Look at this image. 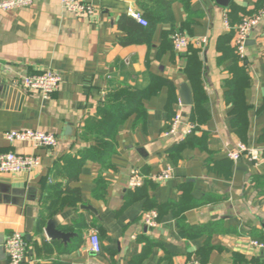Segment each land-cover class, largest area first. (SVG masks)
<instances>
[{"label":"crops","instance_id":"crops-1","mask_svg":"<svg viewBox=\"0 0 264 264\" xmlns=\"http://www.w3.org/2000/svg\"><path fill=\"white\" fill-rule=\"evenodd\" d=\"M86 1L96 9L91 17L68 13L59 0L0 11V155L41 159L30 174H0V264L8 262L7 237L20 232L26 238L28 207L36 209L37 221L44 217L43 229L35 226L26 240L28 264H264V247L254 245H264V17L249 34L246 59L237 64L228 57L236 28L230 7L238 22L263 10L264 0H232L227 8L217 0H168L169 7L154 0ZM130 12L151 24L146 43L122 44V18L149 28ZM178 31L200 50L206 98L204 121L184 145L194 95L184 73L188 52L177 54L172 47ZM239 68L247 75L244 137L229 101L232 71ZM47 70L62 80L49 99L19 84ZM154 82L156 93L142 101L144 115L135 113L119 127L110 164L82 163L92 142L81 141L80 133L107 94L123 86L145 91ZM185 85L191 106L182 104ZM8 88L18 94L8 95ZM179 113L183 119L172 133L169 120ZM24 130L51 133L59 144L37 148L5 138ZM239 144L257 156L230 159ZM168 168L172 178L165 182L139 191L129 187L132 170L156 175ZM151 211L158 213L155 228L143 222ZM53 218L57 231L71 234L68 241L44 233ZM94 230L102 246L98 255L90 251Z\"/></svg>","mask_w":264,"mask_h":264},{"label":"built area","instance_id":"built-area-1","mask_svg":"<svg viewBox=\"0 0 264 264\" xmlns=\"http://www.w3.org/2000/svg\"><path fill=\"white\" fill-rule=\"evenodd\" d=\"M36 0H0V11L9 12L17 9L29 8ZM63 8L70 14L78 17H91L96 13V9L92 3L86 0H59ZM130 15L141 25L147 26L148 23L142 18L141 14L130 12ZM264 17V9L258 14L242 18L240 24L236 27L234 46L242 61L246 59L247 42L249 34ZM226 30L230 29L228 18L225 19ZM174 50L177 54L187 53L191 39L184 32L178 31L172 35ZM205 41H195L196 45H201ZM61 76L54 70H47L40 74L27 75L21 81L20 85L27 91L39 93L43 99H49L56 93L61 85ZM183 116L179 113L175 116L170 132H175L181 123ZM188 135L195 128L192 124L187 126ZM5 138L10 142L32 143L37 148L55 149L59 144V139L51 133H44L37 130L10 131L5 134ZM243 154L249 156H257V152L249 149L244 144H239L237 150L229 153V158L238 161ZM41 164V159L37 156H23L14 153H6L0 155V174H30L36 171ZM172 178V169L156 174L146 176L139 170H132L129 180V187L133 190L143 186L145 180L153 183H162ZM143 222L147 227L155 228L158 225V213L156 211L146 212L143 214ZM255 246L264 247L259 243ZM5 251L8 256L7 264H28L27 261V241L25 235L20 232H14L9 235L4 244ZM90 251L93 254L102 252L99 233L94 230L90 237ZM194 264H198L195 262Z\"/></svg>","mask_w":264,"mask_h":264},{"label":"trees","instance_id":"trees-1","mask_svg":"<svg viewBox=\"0 0 264 264\" xmlns=\"http://www.w3.org/2000/svg\"><path fill=\"white\" fill-rule=\"evenodd\" d=\"M154 1L160 2L167 7H169L170 4L168 0ZM235 10V6L232 5L230 7V11L228 12L229 17L232 20L231 24L233 29L237 27L242 20L240 19V21L238 22L235 21V19L233 18V15H235L236 12ZM230 19L229 21H231ZM149 25L151 26V24L148 22V25L146 27H149ZM120 28L121 30H125L127 33V36H125V38L121 40L122 44L124 45L142 44L148 41L147 35L149 33L150 27L140 28L132 19L125 17L120 21ZM234 33L236 34V28L235 32L231 31V35ZM230 37L226 40L229 41ZM172 47L174 49L173 42ZM187 52L188 55L186 58L184 73L190 82L194 95V105L191 111V115H189L188 117V121L195 128L193 129L191 134H189V136L180 143L181 145L190 142L198 132L200 125L204 121L203 104L206 101L204 90L201 86V78L203 76V63L200 58V50H196L192 46H190ZM228 57H233L235 63L237 64L238 62L242 61L237 53L236 48L231 49V53H229ZM232 73L233 80H231L229 83V87L231 88L229 101L234 104L235 113L239 120V122H237L239 125L238 133L241 137H244L248 128V108L246 107L244 98L245 87L247 86V75L242 68L237 69V71H232ZM169 86L172 87L171 84H169ZM155 93V82L145 91H139L128 86H123L120 88H116L114 91L108 93L103 108L99 110L96 116L91 117L86 121L83 130L80 133L79 139L81 141L87 143L92 142V145L88 149L83 150L81 162L83 163L87 160H93L104 166L109 165L110 158L116 152V137L119 131V127L135 113L139 117H142L144 115L142 101L149 98ZM169 121L170 123H172L173 118H171ZM168 129H170V126L168 127ZM151 183L153 182L150 180H145L143 186L135 189V191L144 189L148 184ZM79 200L80 199L76 197L75 200L71 202L73 204H76ZM178 219L181 220L182 224V217L178 216ZM43 221L44 217H42V219L38 221L36 225L37 230L43 229Z\"/></svg>","mask_w":264,"mask_h":264},{"label":"water","instance_id":"water-1","mask_svg":"<svg viewBox=\"0 0 264 264\" xmlns=\"http://www.w3.org/2000/svg\"><path fill=\"white\" fill-rule=\"evenodd\" d=\"M231 2L232 0H217V4L225 8L229 7ZM0 90H1V86H0ZM2 91H3V88H2ZM2 91H0V93ZM7 91H8V95L18 94L17 92L18 90H16L15 88H8ZM181 99H182L183 105L191 106L193 103L191 91L189 87L186 85L183 86ZM35 212H36V209L34 207H28L26 209V231L25 232H26L27 241L31 240V236L34 231V228L38 223L35 217ZM57 225H58V220L56 218H53L50 221H48L44 229V233L46 234V236L52 240L60 239L63 241H68V238L71 236V234H64V233L57 231Z\"/></svg>","mask_w":264,"mask_h":264}]
</instances>
